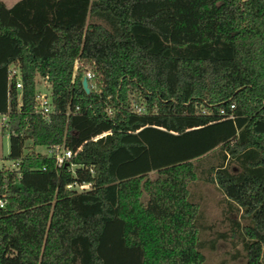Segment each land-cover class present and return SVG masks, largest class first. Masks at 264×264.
Segmentation results:
<instances>
[{
	"label": "trees",
	"instance_id": "obj_1",
	"mask_svg": "<svg viewBox=\"0 0 264 264\" xmlns=\"http://www.w3.org/2000/svg\"><path fill=\"white\" fill-rule=\"evenodd\" d=\"M5 111L0 264H200V176L245 219L237 264H264V0H0Z\"/></svg>",
	"mask_w": 264,
	"mask_h": 264
},
{
	"label": "rangeland",
	"instance_id": "obj_2",
	"mask_svg": "<svg viewBox=\"0 0 264 264\" xmlns=\"http://www.w3.org/2000/svg\"><path fill=\"white\" fill-rule=\"evenodd\" d=\"M35 87L42 91L49 89L48 83L40 77H37ZM26 142L29 145V140ZM38 148L43 149L40 146ZM7 151L8 138L1 136L0 165L8 166L10 164V159L6 157ZM205 164L207 163L203 162L201 166ZM198 172V169H196V173ZM71 187L78 189L74 184ZM187 188L191 194L189 199L197 204L198 211L201 212L199 220L202 227L201 229L199 228V237L205 242L204 246L199 248L204 255V261L200 264H237L242 262L240 236L230 220L237 218L240 223H244L245 219L239 217V212H235L232 209L228 210L226 200L214 182L208 179L204 180L200 176L190 181L187 184ZM223 233L224 237L219 235ZM209 239H214L212 247H208L209 243L207 241Z\"/></svg>",
	"mask_w": 264,
	"mask_h": 264
},
{
	"label": "built area",
	"instance_id": "obj_3",
	"mask_svg": "<svg viewBox=\"0 0 264 264\" xmlns=\"http://www.w3.org/2000/svg\"><path fill=\"white\" fill-rule=\"evenodd\" d=\"M7 73V84L9 87L13 86L17 90V100H19L20 96V88H21V75L19 67L15 63H9L6 68ZM92 72L89 69H86L84 72V77L86 79H90L92 77ZM33 99L35 102V111L41 115L42 118L47 119L48 114L52 110V106L50 103V95L49 91H42L39 89H36L33 94ZM233 104L229 103V108H232ZM131 109L132 111L136 113H141L144 110V105L141 101L131 102ZM218 113L223 114L225 113L223 108H219ZM228 116L232 117L231 112H228ZM7 111L0 112V137L6 136L8 138L9 133L11 132L6 127L7 122ZM105 132L102 131L99 134H96L93 138H96L97 136H100L101 134H104ZM43 149H37L40 153H45L47 155H53L54 162L56 166H60L61 164L67 162L68 158L75 152L70 150L69 148L60 147L57 144L51 145V146H40ZM18 166V160H10V164L8 166L0 165V169H17ZM74 184L78 189L87 188L89 186V182H73L69 184ZM5 198L0 197V207L4 205Z\"/></svg>",
	"mask_w": 264,
	"mask_h": 264
},
{
	"label": "water",
	"instance_id": "obj_4",
	"mask_svg": "<svg viewBox=\"0 0 264 264\" xmlns=\"http://www.w3.org/2000/svg\"><path fill=\"white\" fill-rule=\"evenodd\" d=\"M81 83H82L83 88H84L85 90H87L88 88H87V85H86V79H85V77H82V79H81Z\"/></svg>",
	"mask_w": 264,
	"mask_h": 264
},
{
	"label": "crops",
	"instance_id": "obj_5",
	"mask_svg": "<svg viewBox=\"0 0 264 264\" xmlns=\"http://www.w3.org/2000/svg\"><path fill=\"white\" fill-rule=\"evenodd\" d=\"M7 6L11 5L15 0H2Z\"/></svg>",
	"mask_w": 264,
	"mask_h": 264
}]
</instances>
